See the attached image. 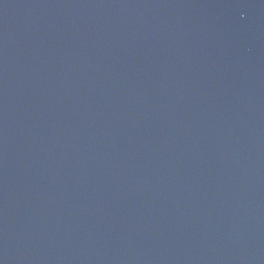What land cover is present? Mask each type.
Wrapping results in <instances>:
<instances>
[{
  "label": "water",
  "instance_id": "95a60500",
  "mask_svg": "<svg viewBox=\"0 0 264 264\" xmlns=\"http://www.w3.org/2000/svg\"><path fill=\"white\" fill-rule=\"evenodd\" d=\"M0 264H264V0H0Z\"/></svg>",
  "mask_w": 264,
  "mask_h": 264
}]
</instances>
